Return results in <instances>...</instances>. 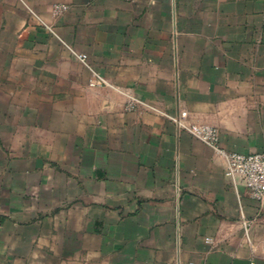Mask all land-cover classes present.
<instances>
[{
  "label": "crops",
  "instance_id": "0c3cea01",
  "mask_svg": "<svg viewBox=\"0 0 264 264\" xmlns=\"http://www.w3.org/2000/svg\"><path fill=\"white\" fill-rule=\"evenodd\" d=\"M184 112L264 153V0H0V264H264Z\"/></svg>",
  "mask_w": 264,
  "mask_h": 264
},
{
  "label": "built area",
  "instance_id": "2783aa9c",
  "mask_svg": "<svg viewBox=\"0 0 264 264\" xmlns=\"http://www.w3.org/2000/svg\"><path fill=\"white\" fill-rule=\"evenodd\" d=\"M65 9V6H57L55 12L60 13ZM79 59L87 65V56L81 55ZM90 70L92 72L90 79L91 87L106 85L105 79L100 74L91 68ZM137 103L139 102L136 99L131 98L129 108H135ZM186 117L187 113L184 112L179 118H175V122L193 137L210 146L220 154L226 162L227 177L234 181L241 180L248 189L251 197L264 206V153L242 154L225 152L220 147V132L216 127L203 124H185L183 119Z\"/></svg>",
  "mask_w": 264,
  "mask_h": 264
}]
</instances>
